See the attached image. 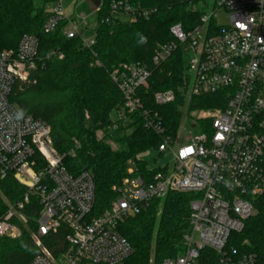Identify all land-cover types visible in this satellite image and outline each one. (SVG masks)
I'll return each mask as SVG.
<instances>
[{
	"label": "built area",
	"instance_id": "1",
	"mask_svg": "<svg viewBox=\"0 0 264 264\" xmlns=\"http://www.w3.org/2000/svg\"><path fill=\"white\" fill-rule=\"evenodd\" d=\"M212 1L216 9L205 13L193 31L186 32L181 25L171 28L174 41L158 47L152 65L160 67L181 48L189 79L187 95H219L224 105L205 115L211 121L210 131L203 129L181 144L180 134H169L160 115L146 109L139 93L149 90L150 68L141 63L115 68L111 80L123 97L120 119L125 114L142 117L145 127L163 139L159 154L171 156L172 162L152 176L149 169L148 177L139 176L131 166L117 199L98 217L92 215L96 192L92 174H70L54 148L51 128L24 115L10 101L16 84L27 82L35 69L38 39L25 35L16 51L0 53V173L26 189L21 202L8 204L0 220V237L21 236L14 220L18 217L26 225L22 211L35 201L40 210L32 238L39 253L28 264H125L133 248L120 234V222L170 192L192 195V200L182 252L163 264H197L206 249L219 256V264H255L256 257L242 256L229 248V242L244 230L258 205H264V0ZM131 2L113 1L104 22L134 24L151 18L153 10L135 8ZM101 8L102 2L97 16ZM220 10L228 15L226 25L218 24ZM47 12L45 34L68 21V39L80 37L86 48L95 45V30L86 38L67 15L64 0ZM153 100L166 106L177 96L171 90L159 91ZM57 234L64 247L53 256L44 239Z\"/></svg>",
	"mask_w": 264,
	"mask_h": 264
},
{
	"label": "trees",
	"instance_id": "2",
	"mask_svg": "<svg viewBox=\"0 0 264 264\" xmlns=\"http://www.w3.org/2000/svg\"><path fill=\"white\" fill-rule=\"evenodd\" d=\"M57 1L0 0V53L16 51L25 35L38 39L35 69L27 82L16 84L10 101L24 115L51 128L54 148L63 157L70 174H92L96 188L92 215L98 217L117 199L131 166L136 167L139 176L148 177L147 164L137 158L150 149L158 150L163 143L161 136L145 127L138 114H125L120 119L123 97L111 80V73L127 63L148 66L152 71L150 90L139 93L146 109L158 113L166 131L174 136L184 115L180 107L185 105L189 85L184 54L178 49L158 68L153 67L152 59L159 46L174 41L170 32L173 26L181 25L184 31H193L201 24L205 12L200 9L201 0H132L135 8L154 11L149 20L134 24L106 23L104 19L115 0H102L95 45L86 48L80 37H66L64 29L68 21H63L52 34L43 32L49 15L46 9ZM82 11L89 12L88 5L78 8V12ZM167 90L176 94L177 101L157 106L152 96ZM223 102L219 95L192 97L190 110L213 111ZM201 123L202 129L210 131V120ZM101 131L104 140L97 138ZM108 140L114 141L119 149L114 151ZM157 172L154 169L151 176ZM25 193L26 189L13 177H3L0 173V220L6 215L8 204H18ZM191 200L192 195L170 192L164 199L151 201L139 214L124 218L118 230L133 248V255L125 264H163L176 259L189 229ZM39 210L32 201L22 211L30 231L14 220L20 225L21 236L0 237V264H28L38 255L32 233L37 228ZM44 243L53 256L64 247L58 234L48 236ZM229 248L237 249L242 256L256 257L255 264H264L263 204L245 222L244 230L231 236ZM197 264H219V256L206 249Z\"/></svg>",
	"mask_w": 264,
	"mask_h": 264
},
{
	"label": "rangeland",
	"instance_id": "3",
	"mask_svg": "<svg viewBox=\"0 0 264 264\" xmlns=\"http://www.w3.org/2000/svg\"><path fill=\"white\" fill-rule=\"evenodd\" d=\"M90 2H91V0H64V6H65V9L67 11V15L70 17V20L76 21V24L83 31V34L86 38L92 37L93 32H94V30H96L97 25H98V18H97L98 16L96 15L95 9H93ZM101 2H102V0H101ZM83 5H88L89 12H85V11L78 12V8L82 7ZM52 6L53 5H51V6L49 5L47 7L46 11L50 10L52 8ZM200 9L208 14L210 11L215 10L216 6H215L214 1L206 0L204 3L200 4ZM218 16H219V18H218V24L219 25H226L228 23V15L224 10L218 11ZM83 20H85L87 22V26L84 25ZM67 27H68V25L65 27L64 33H65V30L68 29ZM205 34H206V32L204 31L202 33V35L204 36ZM4 51H7V50H4ZM4 51H2V52H4ZM62 58H63V56H62ZM150 86H151V84H150ZM149 90H150V87H149ZM153 97H154V95L152 96V98ZM191 98L192 97H189L187 95V97L185 99L186 101L184 103L185 105L180 107V109L184 112V115H183V118L181 120V123H180L178 130H176V132L174 134L175 136L180 134V136L182 137L181 144L182 143L184 144L185 141H189L193 135L199 134L201 132V130H203L201 122L204 120H207L208 118H205V115H208L209 112H212V111L190 110ZM120 116H121V113H119V117ZM117 117H118V115H117ZM192 125H196L195 128ZM97 138L99 140H104L105 139L104 132H102V131L99 132L97 134ZM107 143L111 146V148L114 151H117L119 149V146L114 141L108 140ZM137 160L145 162L147 164V167L151 170L166 167L168 164H171V162H172L171 156H161L159 154L158 150H156V149H150V150L140 154L138 156ZM132 167L134 169H136V167L134 165ZM8 210H9V208H8ZM16 221H18V223H22L18 217L16 218ZM17 225L20 226L19 224H17ZM23 226L27 231L31 230V228L28 227L27 224L26 225L23 224Z\"/></svg>",
	"mask_w": 264,
	"mask_h": 264
},
{
	"label": "water",
	"instance_id": "4",
	"mask_svg": "<svg viewBox=\"0 0 264 264\" xmlns=\"http://www.w3.org/2000/svg\"><path fill=\"white\" fill-rule=\"evenodd\" d=\"M91 5L93 7V9H98L101 5V0H91Z\"/></svg>",
	"mask_w": 264,
	"mask_h": 264
},
{
	"label": "clouds",
	"instance_id": "5",
	"mask_svg": "<svg viewBox=\"0 0 264 264\" xmlns=\"http://www.w3.org/2000/svg\"><path fill=\"white\" fill-rule=\"evenodd\" d=\"M143 42V41H142Z\"/></svg>",
	"mask_w": 264,
	"mask_h": 264
}]
</instances>
